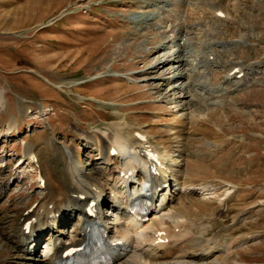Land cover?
Wrapping results in <instances>:
<instances>
[{
    "label": "rangeland",
    "instance_id": "374dc122",
    "mask_svg": "<svg viewBox=\"0 0 264 264\" xmlns=\"http://www.w3.org/2000/svg\"><path fill=\"white\" fill-rule=\"evenodd\" d=\"M164 1L0 0V187L11 183L0 198V264H35L23 259L13 234L20 216L42 199L39 165L49 163L72 184L78 173L68 164L73 162L103 183L118 159L106 170L80 135L100 132L113 141L119 122L126 124L125 133L144 132L151 147L176 159L170 163L173 174L192 188L187 197L176 195L175 202L186 206L178 209L180 221L220 213L195 229L197 238L217 235L224 246L242 242L214 259L264 264V0ZM172 23L193 40L195 56L216 55L219 63L210 69L218 74L209 75L208 83L212 91L223 89L222 96L172 91L175 65L156 67L160 58L176 53V32H168ZM206 32L225 47L205 48ZM165 43L168 49L156 53ZM233 64L255 71L239 91H234L237 79L225 83ZM191 100L193 107L187 106ZM14 124L15 133L6 135ZM27 146L45 148L37 153L39 164L24 156ZM74 149L81 158L68 157ZM229 197L222 211L219 202ZM73 224L64 230L69 237L75 236ZM167 225L173 235L174 222Z\"/></svg>",
    "mask_w": 264,
    "mask_h": 264
},
{
    "label": "bare ground",
    "instance_id": "6f19581e",
    "mask_svg": "<svg viewBox=\"0 0 264 264\" xmlns=\"http://www.w3.org/2000/svg\"><path fill=\"white\" fill-rule=\"evenodd\" d=\"M162 1L163 3L166 2L164 0ZM176 1L183 2L184 0ZM210 7L213 14L215 12V14H217L218 9H213V4ZM142 20L148 22L152 19L149 17H142ZM135 21H137V19ZM163 23H165V21ZM173 23L171 25L169 24L172 28L169 29L167 27V30L169 29L168 32L170 33L176 32L174 37V39L178 38L175 40L177 46L176 53H172L171 57L165 59H162L163 57L160 58L162 64L156 65V67L160 69L167 68L169 64H171V67L175 65V70L173 72V82L175 84L172 91L175 94L180 91H182V94L183 92L187 93L186 90H190V92L194 93H209V97H213L216 93H219V95L221 93L222 96V94H224L223 89L212 91L208 83L209 75L218 74L215 70L210 69L211 66L215 67V64L219 63L216 57H214L216 55L211 53L212 55L209 54L207 56L205 54L201 59L195 56L193 54V40L191 38H186L187 32L184 29H178V26L173 25ZM168 32L164 34H168ZM208 33L209 32H206L205 36L209 39L210 34L208 35ZM212 34L217 35L218 33L213 31ZM216 40L215 37L210 38V43L206 44V47H204L208 49L217 46L220 48L225 47L223 43L220 44ZM212 41L218 45L211 46V44H213ZM169 43H172V41ZM168 47V43H165V45L162 44L159 51L156 53L165 51ZM225 51L223 50L224 53H226ZM233 65L234 67L227 73L225 83H232V80L237 79L235 82L236 84L234 83L235 87L234 84L232 86L234 87V91H239L241 88L248 85L250 82L249 77L252 74L251 72L255 71H253V69H245L238 64ZM177 66H181L182 69L179 70ZM187 67H189V69H187ZM235 69L238 71L235 72ZM201 70L203 71L202 74L197 76L199 79H193L195 74L200 73ZM208 70H211V73H207ZM204 76H206V78H204ZM188 78H191L192 82L189 83V85L184 84V80ZM219 95L217 94V96ZM1 103L2 93L0 92V104ZM192 103L191 100L187 103V106H191ZM191 107H193V105ZM114 126L116 138L113 141L107 139V136L100 132L90 133L91 135H87V132H83L80 135V138H82L81 140L93 145L95 148L94 151L97 152L98 159L103 160L104 165H107L105 166L106 170L109 169V164L111 162L113 164L114 158L118 159V162L115 164L116 166H113L114 169L112 173L108 170L109 174L103 177V183L97 180L93 174H87L88 172H85L83 167H80V169L76 168L73 162L68 164L73 171L78 170V173L77 175H72L73 178L76 179L72 184L69 182L65 183L63 180L64 178H61L57 172L53 171L49 163L43 165V169L39 165V168H41V175L38 184L39 187L42 188L39 195L42 196L43 200L41 199L32 211H29L31 206L26 209L18 219V225L13 234V244L16 243L15 247L20 250L23 259L27 260V263L58 264L59 261L62 260L63 254L70 247L78 246L85 240L86 228L90 226L92 220L90 218V213L97 212L96 219L102 221L105 225L110 250L116 253L113 264H222L217 261V259H214L215 255H217L216 253L223 252V249L229 252L235 246L241 245L242 242L239 241L241 244H236L233 241L234 243L231 242L229 245L224 246L218 243L217 235L208 241L197 238L195 235L196 228L208 224L215 216L220 215V213L207 216L205 218L207 220L206 222L204 221L205 219L198 220V222H196L195 219V221H180L179 218H181V216L178 213V209L180 206V209L186 206H183L181 201L178 203L175 202L177 198L176 195L182 194L184 197H187L190 192L189 190L192 188H188V181L186 182L183 179L184 182H179L180 179L173 174L170 163L174 162L173 164H175L176 159L167 153L162 155L161 153L163 152L160 153L156 147H151V141L148 136L145 135L146 139L142 140L139 137L144 135L142 133L139 134V132L135 131L134 134H132L131 131L125 133V123L119 122ZM16 127L15 124L8 125L5 129L6 135L14 131ZM13 133L14 132L11 134ZM45 143L48 144L49 142L47 141ZM48 146L46 145L45 147ZM27 147L24 148V156L28 160L35 157L37 159L36 163L39 164L41 155L37 153H45V148H40L36 151L33 147ZM66 151H69V149L67 148ZM150 151L157 155V160L148 157ZM113 152H116V154L113 155ZM67 154H69L68 157L71 160L73 158H81V154L78 151H76L75 154H71V152H67ZM23 164L24 162H22V165ZM99 174L100 172H98L97 175ZM115 176L116 179L114 178ZM143 181H148L153 184L151 200L153 201L154 208L151 209L152 216L149 220L136 221L130 215V207L139 195V186ZM189 185L192 186L194 184ZM198 185L201 187L202 191L208 192V188L205 185ZM10 186L11 183L7 184L5 188L0 187V198L6 194V189ZM194 189L196 188L194 187ZM207 194L211 193L208 192ZM178 200L182 199L180 198ZM229 200L230 197L227 198L226 201L220 200L219 208L221 209V206L224 208ZM174 202L179 206L175 207L173 205ZM104 208L108 210L106 213L103 212ZM221 210L223 211V209ZM110 211H112V216L109 215ZM213 216L214 218H211ZM71 220L74 221L75 228L73 234L75 236L73 237H69V235L64 233L66 225ZM172 222H174L175 233L170 235L167 233L170 231L168 230L166 232V230L168 229L167 224ZM174 230L171 231L174 232ZM45 232L49 235L48 239H46V243L43 242L44 247L39 249V242ZM243 239L245 241L248 238L244 237ZM232 245L234 247H232ZM95 254V249L91 248L89 255L94 256Z\"/></svg>",
    "mask_w": 264,
    "mask_h": 264
}]
</instances>
